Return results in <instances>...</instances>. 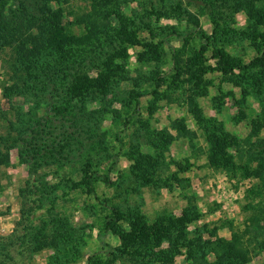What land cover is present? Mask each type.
Segmentation results:
<instances>
[{
  "label": "rangeland",
  "instance_id": "1",
  "mask_svg": "<svg viewBox=\"0 0 264 264\" xmlns=\"http://www.w3.org/2000/svg\"><path fill=\"white\" fill-rule=\"evenodd\" d=\"M46 5L0 40V264H264V0Z\"/></svg>",
  "mask_w": 264,
  "mask_h": 264
},
{
  "label": "trees",
  "instance_id": "2",
  "mask_svg": "<svg viewBox=\"0 0 264 264\" xmlns=\"http://www.w3.org/2000/svg\"><path fill=\"white\" fill-rule=\"evenodd\" d=\"M6 3L7 0H0V21H3L5 23L0 26V40L3 41L6 40L7 43L9 40L8 38L7 39L4 38V36L9 32L15 31L14 28H16L17 25L19 26V22L21 20L29 21V19L33 18L37 12H38V17L43 16V14H50L52 12L47 5L46 8L43 7H41L40 9L39 7L37 8L38 0H13V10L11 11L4 10ZM15 3H17V5ZM12 17L13 20H11ZM43 21L44 18L42 19L41 22L43 23ZM49 21H51L50 23L54 27V29L50 30V34L55 37H58V33L60 32L61 28L57 27L53 14H51ZM5 31L7 32L6 34L4 33ZM197 35L198 38L203 42L199 48L200 49L199 53H201L202 51L207 49V43H206L207 36L202 29H199ZM61 42L62 41H60V43ZM263 45H264V37H263ZM211 54L212 57L216 59V69L224 73L234 71L235 69H244L249 65L248 63L233 61L232 59H229L227 57L225 58V55L221 50H214ZM161 82L162 80L159 78L155 83L154 88L152 89L153 92L157 90V88L161 85ZM128 122H129V117H125L122 123L121 130L119 129L114 133V137L116 140H119L120 133L126 127ZM21 157L22 159H24L25 162L27 161V158H25V156L22 153H21ZM95 174L96 172L91 171L89 173H86L83 177L84 183L86 184L88 190H90L92 193H94L93 181ZM101 178L105 184L110 183L108 174H102ZM27 193H30V190ZM36 208H37L36 202H30V204L27 206V212L33 213L36 210ZM24 213H25L24 210H22L20 212V217L23 218ZM119 220H121V212L119 211V209L113 206L109 207V213L105 216L101 226V233L103 234L114 230V227ZM104 245L106 246L105 252L107 256L113 259L115 257V253L113 252L111 245H109L106 242L104 243Z\"/></svg>",
  "mask_w": 264,
  "mask_h": 264
}]
</instances>
